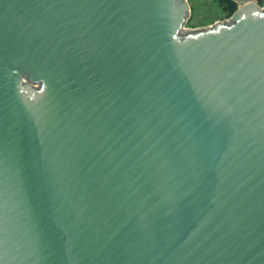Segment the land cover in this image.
Listing matches in <instances>:
<instances>
[{"label":"water","instance_id":"95a60500","mask_svg":"<svg viewBox=\"0 0 264 264\" xmlns=\"http://www.w3.org/2000/svg\"><path fill=\"white\" fill-rule=\"evenodd\" d=\"M233 1L178 39L185 0H0V264H264V12Z\"/></svg>","mask_w":264,"mask_h":264},{"label":"rangeland","instance_id":"374dc122","mask_svg":"<svg viewBox=\"0 0 264 264\" xmlns=\"http://www.w3.org/2000/svg\"><path fill=\"white\" fill-rule=\"evenodd\" d=\"M188 5V14L178 33V39L198 34L215 27L230 24L235 12L244 5L242 2H235L237 10L232 14L226 10L223 0H185ZM262 12H264V0L254 1ZM27 84H31L26 81ZM33 88L40 89L39 83L31 84Z\"/></svg>","mask_w":264,"mask_h":264},{"label":"trees","instance_id":"16d2710c","mask_svg":"<svg viewBox=\"0 0 264 264\" xmlns=\"http://www.w3.org/2000/svg\"><path fill=\"white\" fill-rule=\"evenodd\" d=\"M223 4L226 6V10L229 11V13H234L237 10V4L231 0H223Z\"/></svg>","mask_w":264,"mask_h":264}]
</instances>
